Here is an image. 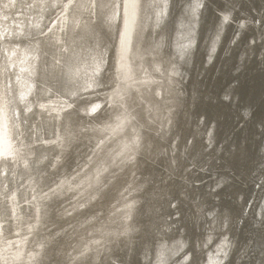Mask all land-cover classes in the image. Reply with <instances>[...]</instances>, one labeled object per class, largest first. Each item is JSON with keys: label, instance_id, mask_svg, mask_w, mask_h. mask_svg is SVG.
<instances>
[{"label": "bare ground", "instance_id": "obj_1", "mask_svg": "<svg viewBox=\"0 0 264 264\" xmlns=\"http://www.w3.org/2000/svg\"><path fill=\"white\" fill-rule=\"evenodd\" d=\"M0 81V264H264V0H0Z\"/></svg>", "mask_w": 264, "mask_h": 264}, {"label": "rangeland", "instance_id": "obj_2", "mask_svg": "<svg viewBox=\"0 0 264 264\" xmlns=\"http://www.w3.org/2000/svg\"><path fill=\"white\" fill-rule=\"evenodd\" d=\"M126 40L127 37H125L124 33L120 35L118 45L115 50V55L113 58V68L115 70V78L112 86V91H108V94H110L111 97H114L116 93H120L122 97H126L125 105L127 107V114L132 115L130 110L133 108V106L136 104L137 100L134 96L129 95V90L134 89L138 87V81L140 79L139 73L137 70H135L131 64L127 62L126 57ZM55 42L52 43L50 41L49 45L50 48L57 49L56 46H58V42L54 40ZM0 87H1V81H0ZM128 90V91H127ZM145 91H142L140 97H142L143 101H145V97H148ZM146 103V102H145ZM133 116V115H132ZM41 199L39 195H37V206L36 208L39 211V207L41 205Z\"/></svg>", "mask_w": 264, "mask_h": 264}]
</instances>
